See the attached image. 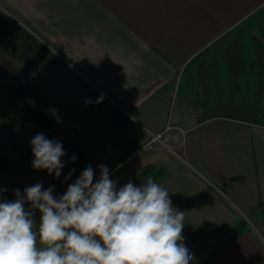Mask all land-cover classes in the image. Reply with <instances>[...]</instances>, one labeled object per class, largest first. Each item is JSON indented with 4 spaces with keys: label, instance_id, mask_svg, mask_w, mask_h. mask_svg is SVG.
I'll return each instance as SVG.
<instances>
[{
    "label": "crops",
    "instance_id": "crops-1",
    "mask_svg": "<svg viewBox=\"0 0 264 264\" xmlns=\"http://www.w3.org/2000/svg\"><path fill=\"white\" fill-rule=\"evenodd\" d=\"M262 109L264 0H0L2 200L36 183L59 198L89 166L94 182L99 165L135 179V148L175 124L188 129L183 159L145 157L162 160L155 182L185 212L184 245L218 242L243 219L202 264H264ZM40 133L63 145L59 177L32 166Z\"/></svg>",
    "mask_w": 264,
    "mask_h": 264
},
{
    "label": "clouds",
    "instance_id": "clouds-1",
    "mask_svg": "<svg viewBox=\"0 0 264 264\" xmlns=\"http://www.w3.org/2000/svg\"><path fill=\"white\" fill-rule=\"evenodd\" d=\"M30 143L33 168L59 177L62 143L42 133ZM99 168L98 180L89 166L59 198L54 186L36 183L23 194L17 189L15 200L0 199V264H190L185 212L173 207L167 189L152 179L117 188L108 167ZM33 209L41 213L38 225Z\"/></svg>",
    "mask_w": 264,
    "mask_h": 264
},
{
    "label": "rangeland",
    "instance_id": "rangeland-1",
    "mask_svg": "<svg viewBox=\"0 0 264 264\" xmlns=\"http://www.w3.org/2000/svg\"><path fill=\"white\" fill-rule=\"evenodd\" d=\"M187 131H188L187 128L175 124H166L161 131H157V132L149 131L148 139L141 141L134 150V155L137 154L135 157H138L137 159L138 162L136 163L141 162L142 164H145V166L142 169L136 171V177L135 179L133 178L132 180L130 179V176L129 177L127 176L125 178H120L118 177V175H114V176L112 175L110 178L116 183L117 188L124 186L128 182H132L135 186H142L148 179H152L155 182V180L162 173H165L164 168L159 166L160 161L162 160H158L159 162L155 161L156 163H158L157 164L158 166H155L153 163H150L151 158L145 157V155H148V152H150L151 150L153 151L159 148V150L166 151L170 154L175 155L176 157H180L181 159H183L182 156H180L179 152L184 147L185 136ZM155 136H157V138H155ZM170 157L171 155L168 156V158ZM147 163L148 165H146ZM32 211L34 212L35 222L38 225L40 222L41 213L39 212L38 209H33ZM225 236L226 235L223 236V239ZM223 239H219L220 241L218 242L215 241L210 244L208 243L204 244L203 246L200 247H198V243L194 244V242L193 243L188 242L186 247L189 246L190 248H194V251L193 250L189 251L192 256L190 264L207 263L206 262L208 261L207 258L210 256L212 251H214L213 248L215 247L217 248V245L221 246ZM186 240H183V243H185Z\"/></svg>",
    "mask_w": 264,
    "mask_h": 264
},
{
    "label": "trees",
    "instance_id": "trees-1",
    "mask_svg": "<svg viewBox=\"0 0 264 264\" xmlns=\"http://www.w3.org/2000/svg\"><path fill=\"white\" fill-rule=\"evenodd\" d=\"M90 93H91L92 97H93L95 100H97V99L100 97L97 93H95V92H93V91H90ZM100 104L103 106V108L105 109V111H106L107 114H108L107 109H108L109 105H108V104H105L104 101H103L102 103H100ZM108 115H109V114H108ZM109 116H110V115H109ZM110 118H111V116H110ZM111 119H112V118H111ZM112 121H113L115 124H117L118 126L120 125V124H118L117 122H115L113 119H112ZM120 126H121V125H120ZM245 225H246L245 220L240 219V220L237 222L236 226H235L232 230H230V231L227 233V235L225 236V238H224V240H223V242H222V246H226V245L229 244V242H231V241H232L237 235H239V234L244 230Z\"/></svg>",
    "mask_w": 264,
    "mask_h": 264
},
{
    "label": "water",
    "instance_id": "water-1",
    "mask_svg": "<svg viewBox=\"0 0 264 264\" xmlns=\"http://www.w3.org/2000/svg\"><path fill=\"white\" fill-rule=\"evenodd\" d=\"M111 118L120 125H126L125 115L115 106H110L107 109Z\"/></svg>",
    "mask_w": 264,
    "mask_h": 264
},
{
    "label": "built area",
    "instance_id": "built-area-1",
    "mask_svg": "<svg viewBox=\"0 0 264 264\" xmlns=\"http://www.w3.org/2000/svg\"><path fill=\"white\" fill-rule=\"evenodd\" d=\"M155 138H157V136H155Z\"/></svg>",
    "mask_w": 264,
    "mask_h": 264
}]
</instances>
